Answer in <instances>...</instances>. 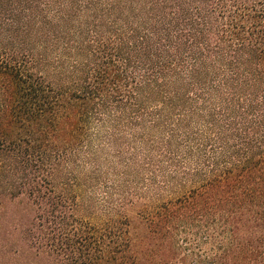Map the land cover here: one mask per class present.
<instances>
[{"label": "trees", "instance_id": "1", "mask_svg": "<svg viewBox=\"0 0 264 264\" xmlns=\"http://www.w3.org/2000/svg\"><path fill=\"white\" fill-rule=\"evenodd\" d=\"M0 264H264V0H0Z\"/></svg>", "mask_w": 264, "mask_h": 264}, {"label": "rangeland", "instance_id": "2", "mask_svg": "<svg viewBox=\"0 0 264 264\" xmlns=\"http://www.w3.org/2000/svg\"><path fill=\"white\" fill-rule=\"evenodd\" d=\"M96 130H93V141L91 143V153L94 158L92 165L85 166L82 165L79 168V173L82 176H88L91 174L93 177L92 184L87 182L83 190L78 191V201L80 203L81 213L91 218L95 223H102L106 218L105 206L107 195L106 192H111L112 196L110 197L111 202H117L120 198V191L114 190L112 187L115 185L116 180L118 179L119 172L122 173L124 170L123 164L120 162V158L117 156L120 149L126 150L127 147L122 144L121 146L113 141L108 140L107 138H101L96 134ZM129 137V136H128ZM129 154L124 151L122 158H126ZM97 168V169H96ZM136 180L138 176L134 173ZM84 183V181H83ZM87 184H90L91 187H87ZM149 202H154L152 197V192H148ZM105 204V205H104ZM136 210V209H135ZM134 213L132 210L129 211L130 218L133 219ZM134 223H137L135 217L133 220Z\"/></svg>", "mask_w": 264, "mask_h": 264}]
</instances>
